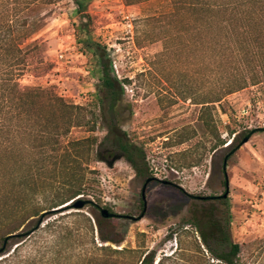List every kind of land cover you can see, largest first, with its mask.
Instances as JSON below:
<instances>
[{
	"label": "rangeland",
	"instance_id": "374dc122",
	"mask_svg": "<svg viewBox=\"0 0 264 264\" xmlns=\"http://www.w3.org/2000/svg\"><path fill=\"white\" fill-rule=\"evenodd\" d=\"M81 2V11L74 0L39 6L38 15L46 17L28 41L42 43L19 82L52 87L66 102L84 106V117L80 114V125L66 135H56V178L42 183L35 193L31 183L19 185L31 172L36 157L33 147L14 145L0 155V181L9 191L8 196H0V220L6 218L15 225L33 208H47L55 197L56 202L68 198L78 178L83 193L51 208L58 209L18 247V263L45 264L38 260L44 255L54 258L53 264H84L76 253L88 245L91 236L97 245L104 244L98 235L96 205L118 214L109 223L111 236L123 238L120 246L155 249L156 257L176 250L179 241L186 249H192L195 240L201 244L192 214L204 211L218 220L227 217L230 237L240 244L241 256L250 261L256 246H264V129H257L264 128V69L255 67L246 74L248 78L258 74L255 83L246 79L244 87L203 105L201 96L211 100L218 88L213 51L203 54L195 45L192 50L185 47L188 16L184 12L166 15L176 7L173 0ZM251 27L264 31V18ZM92 43L104 48L119 79L131 81L123 85L119 125L144 151L153 177L145 188L144 210L145 181L118 150L103 141L106 128L96 90L100 67ZM166 46L169 51L163 53ZM90 126L94 129L89 130ZM251 131L248 140L236 148ZM91 135L97 138L95 144H76ZM32 139L26 135L17 140L30 143ZM232 150L225 169L227 197L193 199L191 195L221 194L223 159ZM77 200L83 202L81 208L73 206ZM41 213L15 233L31 230ZM82 214L90 218L92 234ZM54 218L57 222H52ZM46 221L53 226H44ZM109 223L102 225L104 233L110 231ZM19 243V236L8 239L10 249ZM258 260L264 264V252Z\"/></svg>",
	"mask_w": 264,
	"mask_h": 264
},
{
	"label": "trees",
	"instance_id": "16d2710c",
	"mask_svg": "<svg viewBox=\"0 0 264 264\" xmlns=\"http://www.w3.org/2000/svg\"><path fill=\"white\" fill-rule=\"evenodd\" d=\"M53 1L0 0V155L10 152L14 145L19 149L28 144L33 147L36 157L30 165L29 177L19 182L20 186L31 183L32 193L37 192L38 186L45 181L56 178V135L64 136L71 127L80 125L79 115L84 117L86 111L84 106L66 102L52 87L22 85L19 82L20 76L33 60V53L40 50L42 43L39 39L28 41L46 17V14L38 15L39 6ZM74 1L78 11H81V0ZM173 4L175 9L166 15L173 16L184 12L188 16L185 30L189 39L185 47L192 50L195 45L203 54L207 50L213 51V68L219 74L217 92L211 100H207L208 95H202L199 103L204 105L220 101L224 95L244 87L246 79L255 83L259 75L253 74L248 78L246 74L252 72L255 67L262 66L264 69V31L251 30V24L262 23L264 0H173ZM23 43L25 44L22 46ZM90 45L100 67L96 90L100 118L106 128L103 141L121 153L138 177L144 181L147 178L153 179L148 172L144 151L127 138L119 125L123 85L131 81L117 77L109 56L100 44ZM168 49L166 46L163 53ZM39 62L43 63V59L39 58ZM93 129V126L89 127V130ZM26 135L33 138L30 143L17 140ZM237 137L235 135L230 143L233 144ZM96 141L97 138L91 135L76 144L89 147ZM82 191L78 178V184L71 190L68 198L56 202L55 197L51 206L33 208L15 225H10L8 220H4L6 218L0 220V264H19L17 252L18 247L25 242L24 239L39 228L45 217L55 213L51 212L54 211L51 208L67 202L83 193ZM8 195L9 191L5 189L2 180L0 196ZM96 207L99 210V206ZM47 209L51 210L41 213ZM40 213L41 218L37 220L36 226L24 234L15 233L25 221ZM201 214H192V221L197 226L202 247L195 240L193 248L186 249L179 241L176 250L156 257L155 249L120 246L122 236H111L113 225L109 222L118 217V214L114 213L112 217H103L101 214L96 217L99 239L104 244L97 245L92 235L88 245L76 254L85 260L84 264H260L258 259L264 252L263 245L258 244L255 248L257 252H251L252 259L247 261L241 256L240 244L230 237L228 218L218 220L204 211H201ZM82 215L90 223L92 234L90 218ZM54 220L57 222V218L52 222ZM106 223H109L111 228L104 233L102 225ZM53 224L46 221L44 226L51 227ZM138 235L143 234L139 232ZM15 236L20 237V243L10 249L8 239ZM107 242L110 244H106ZM38 260L53 264L54 258L49 259L41 255Z\"/></svg>",
	"mask_w": 264,
	"mask_h": 264
},
{
	"label": "water",
	"instance_id": "95a60500",
	"mask_svg": "<svg viewBox=\"0 0 264 264\" xmlns=\"http://www.w3.org/2000/svg\"><path fill=\"white\" fill-rule=\"evenodd\" d=\"M257 129H264V128H257ZM253 131H251L248 135H246L242 140L241 142L236 146V148H238L241 144H243L246 140H248L250 134L252 133ZM234 150L230 151L229 153H227L224 157V161H223V167L226 168V160H227V157L233 152ZM151 178H148L143 186H142V192H141V199H142V203H143V210L145 209V195H144V192H145V188H146V184L148 181H150ZM226 191L223 193V197L226 196L227 192H228V180L226 178ZM83 205V202L80 201V200H77L74 202L73 206L75 208H81ZM58 208L56 209H53V210H57ZM99 212L100 214L103 216V217H112L114 215V213L110 212L107 208H104V207H99ZM143 215V213L138 217L140 218L141 216Z\"/></svg>",
	"mask_w": 264,
	"mask_h": 264
},
{
	"label": "flooded vegetation",
	"instance_id": "af4514ba",
	"mask_svg": "<svg viewBox=\"0 0 264 264\" xmlns=\"http://www.w3.org/2000/svg\"><path fill=\"white\" fill-rule=\"evenodd\" d=\"M223 161H224V159H223ZM226 168H224L223 166H222V172H223V191L221 192V194H218V195H207V196H202V195H191L192 196V198L193 199H195V200H200V201H205V200H211V199H222V198H225V197H227V195H228V192H229V188H228V192H227V194H226V196L225 197H223V193L226 191V178H227V174H226V170H225ZM148 179V178H147ZM146 179V180H147ZM145 180V181H146ZM151 180H152V178H151ZM150 180V181H151ZM227 180H228V178H227ZM149 182V181H148ZM148 182H147V184H148ZM147 184H146V186H147ZM229 185V184H228ZM142 200V199H141Z\"/></svg>",
	"mask_w": 264,
	"mask_h": 264
}]
</instances>
